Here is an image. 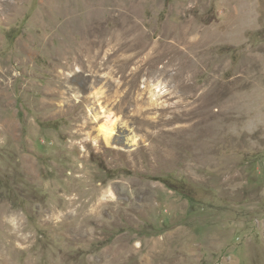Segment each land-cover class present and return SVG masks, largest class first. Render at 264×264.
I'll list each match as a JSON object with an SVG mask.
<instances>
[{
	"label": "rangeland",
	"instance_id": "rangeland-1",
	"mask_svg": "<svg viewBox=\"0 0 264 264\" xmlns=\"http://www.w3.org/2000/svg\"><path fill=\"white\" fill-rule=\"evenodd\" d=\"M0 264H264V0H0Z\"/></svg>",
	"mask_w": 264,
	"mask_h": 264
},
{
	"label": "bare ground",
	"instance_id": "bare-ground-1",
	"mask_svg": "<svg viewBox=\"0 0 264 264\" xmlns=\"http://www.w3.org/2000/svg\"><path fill=\"white\" fill-rule=\"evenodd\" d=\"M102 130L107 138L111 135L112 129L110 127H107L105 125H102Z\"/></svg>",
	"mask_w": 264,
	"mask_h": 264
}]
</instances>
